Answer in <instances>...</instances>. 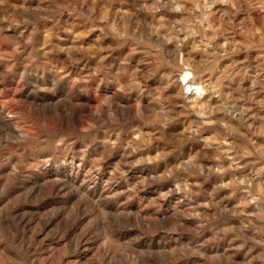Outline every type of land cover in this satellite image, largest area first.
<instances>
[{
  "label": "rangeland",
  "instance_id": "rangeland-1",
  "mask_svg": "<svg viewBox=\"0 0 264 264\" xmlns=\"http://www.w3.org/2000/svg\"><path fill=\"white\" fill-rule=\"evenodd\" d=\"M0 264H264V0H0Z\"/></svg>",
  "mask_w": 264,
  "mask_h": 264
},
{
  "label": "bare ground",
  "instance_id": "bare-ground-1",
  "mask_svg": "<svg viewBox=\"0 0 264 264\" xmlns=\"http://www.w3.org/2000/svg\"><path fill=\"white\" fill-rule=\"evenodd\" d=\"M72 43V42H71ZM193 83H189L188 81L186 82L188 87L186 88V91L184 92V94L182 95V97L184 98V100H190L191 103L193 105H196L198 103V101H202L205 98V86H203L201 83H196V81H192ZM184 84V83H183ZM183 87H185L183 85ZM178 90V89H177ZM71 94V93H70ZM68 93V95H70ZM73 95V94H72ZM69 97V96H68ZM71 99V97H70ZM216 102V101H215ZM214 102V103H215ZM203 103V102H202ZM70 106V105H69ZM195 107V106H194ZM232 112V111H231ZM234 113V112H233ZM236 113V112H235ZM7 121V119H6ZM13 121V120H12ZM11 122V121H10ZM6 123V122H5ZM7 123V127L9 128V131H11L12 134H17L18 130L16 128V126L11 125ZM15 124V123H12ZM4 125V124H3ZM5 125V127H6ZM16 125V124H15ZM19 128V127H18ZM21 132V131H20ZM19 133V132H18ZM20 134V133H19ZM18 136V135H17ZM22 136V135H21ZM46 181V180H45Z\"/></svg>",
  "mask_w": 264,
  "mask_h": 264
}]
</instances>
